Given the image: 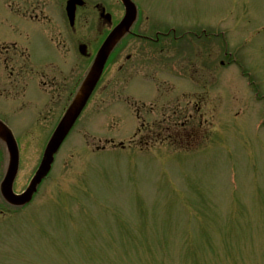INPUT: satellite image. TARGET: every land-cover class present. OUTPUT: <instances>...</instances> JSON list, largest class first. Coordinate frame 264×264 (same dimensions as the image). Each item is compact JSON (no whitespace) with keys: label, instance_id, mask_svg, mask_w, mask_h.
<instances>
[{"label":"rangeland","instance_id":"obj_1","mask_svg":"<svg viewBox=\"0 0 264 264\" xmlns=\"http://www.w3.org/2000/svg\"><path fill=\"white\" fill-rule=\"evenodd\" d=\"M59 1L11 7L34 12L40 8L31 6H42L51 22L40 23L0 0V40L25 48L37 73L49 64L70 68L79 61L81 78L85 60H78L76 43L67 55L56 37ZM134 1L151 23L187 24L188 44L165 46L164 54L146 56L139 66L133 65L141 45L133 42L122 52L35 204L1 220L0 264H264V0ZM100 2L121 17L117 0ZM109 79L116 83L106 87ZM28 85L29 103L10 106L3 118L22 152L21 186L40 163L71 89L59 81L43 90L36 75ZM184 92L206 99L193 97L187 110L188 100L181 99L180 116H173L179 105L168 97ZM164 104L173 105L175 123L190 118L191 146L182 132L175 146L152 133L135 138L136 110L155 105L158 110L143 113L142 120L161 121ZM0 108L7 110L2 103ZM142 141L150 149L141 150ZM5 160L0 145V178Z\"/></svg>","mask_w":264,"mask_h":264},{"label":"flooded vegetation","instance_id":"obj_2","mask_svg":"<svg viewBox=\"0 0 264 264\" xmlns=\"http://www.w3.org/2000/svg\"><path fill=\"white\" fill-rule=\"evenodd\" d=\"M10 1V8L15 6H18L22 4V6H26V4H30L33 2V0H9ZM68 0H60L59 6L60 11H62V24L59 27V31L57 32V40L58 43H60V47L64 48L66 50L67 55L73 54V50L75 52V43H76V55L78 60L82 58L85 63V67L93 61L94 58V51L95 47L101 45L103 38L107 37V35L112 31L113 26L112 22H109L105 19V15L107 12V7L102 2H98L97 0H84L85 5L84 7H80L77 9L76 13V22H74V25L71 24L69 17L66 13V5ZM41 2V1H40ZM31 7H37L40 9L34 10V12H29L28 10L23 11L21 9H13L11 8V11L13 13L24 15L25 17L28 15L30 20L33 22H40V23H50L51 15L48 13L45 14L46 11H42V6L36 5ZM56 7V6H55ZM45 14V15H44ZM123 17V16H122ZM93 23H92V22ZM94 24V25H93ZM139 30V31H138ZM137 32L133 33L134 37L136 38L137 44L139 46L141 45L140 52L137 51V57H135L136 62L133 66L137 65H145L146 63H142L143 59L147 56L150 58L156 57V55L161 52V54L165 53L166 48H164L167 44V40L170 38H176V29H171L167 33L162 32L158 26L156 25H144V27L139 26V29ZM187 32H184V35H186ZM89 35L91 36V39L89 40ZM104 38V39H105ZM163 44V47L160 46ZM81 46L86 47V57H81L79 54V48ZM127 48V47H125ZM162 48V49H161ZM125 49H122L121 53L118 55L116 54L114 56L111 55L109 59V64L107 65L103 78L99 84V87H101L105 83V76L110 71V68L114 66V63L117 61V59L121 56L122 52H124ZM133 60V57H128L126 59V62L122 64L118 68V71L121 72L130 64V62ZM140 61V62H139ZM111 63V64H110ZM79 61L77 64L72 65L70 68L67 67H61L54 64H49L47 66V69H44L40 73L35 72V70L32 68L30 63V55L28 51L25 48L20 47L16 43H3L0 40V103L2 105L7 106V110L4 108H0V120L4 123H6L3 118L6 113H10V106H15L17 108H23L27 103H29L27 91H28V83L30 78L33 75H36L38 77L40 86L45 90L47 88H53L57 85H59V81L62 82V84H65L66 87H71L72 89L75 88L79 84L80 81V73H79ZM186 70V68H184ZM154 70V69H153ZM189 74V70L185 71V76ZM138 82V81H135ZM115 79H109L108 83L106 85L110 86L115 84ZM140 83V82H139ZM142 84V83H141ZM67 99L71 96L70 90L67 91ZM72 97V96H71ZM173 105L164 104L161 107L160 115L162 117L161 121H158L157 119L154 121V118L152 120L153 126H149V124H142L140 128V132L143 131H152L154 134H166L168 136L174 135L176 133V129H181L182 132H184L185 139L191 140V134L192 129L187 127L188 121L190 118L183 120L181 122L175 123L173 121V116H180L179 110L182 107H176V114L174 112V115L171 116V107ZM153 107V108H152ZM149 110L146 109L143 111H146V113L151 116L154 112V107L158 110V107L153 105ZM190 107V104H186L185 108ZM44 109H47V102L44 104ZM149 111V112H147ZM136 113L139 115H142V110H136ZM182 114V112L180 111ZM185 114V112H183ZM156 114V113H155ZM140 115V116H141ZM177 117V118H178ZM176 119V118H174ZM154 121V122H153ZM180 121V119H179ZM7 124V123H6ZM152 129V130H151ZM7 170H5V173L3 174L2 180L6 175ZM23 168V163L21 161L19 166V172L16 179V182L14 184V192L16 194H22L26 191L27 184H23L21 186L20 177L25 174ZM1 180V179H0ZM1 184V182H0ZM1 187H0V230L1 225L4 226L5 223L1 224L2 221L9 220L11 218H14L15 216L21 215L23 212L20 211L19 208L10 206L5 201H3L1 197ZM2 206H5L6 209H11L10 212H6ZM2 232H5L2 231ZM1 233V232H0Z\"/></svg>","mask_w":264,"mask_h":264},{"label":"water","instance_id":"obj_3","mask_svg":"<svg viewBox=\"0 0 264 264\" xmlns=\"http://www.w3.org/2000/svg\"><path fill=\"white\" fill-rule=\"evenodd\" d=\"M122 3L126 7V16L124 20L120 23L118 27L114 29L111 35L107 38L104 45L100 49L97 58L85 80L82 88L80 89L77 97L75 98L73 104L71 105L70 109L67 111L66 115L62 119L61 123L59 124L57 130L55 131L52 139L49 142L47 150L45 152V156L42 162V165L33 179L30 188L20 197H13L11 193V187L15 180L17 165L19 161L18 156V149L13 138L12 133L6 128L3 127L0 131V137L6 141L10 154H11V161L12 166L14 167L15 171H12L6 181L3 184V192L6 197V200L9 203L18 206H24L29 203L32 199L33 194L36 192L38 185L43 181L44 178L47 177L51 170V166L54 162V157L60 150L61 146L65 142L66 138L68 137L69 133L73 129L74 125L76 124L77 120L81 116L82 112L86 108L95 88L97 87L102 74L104 72L106 63L109 59L111 52L113 51L116 44L121 40V38L130 31L131 27L135 23L137 19V9L131 3L130 0H121ZM82 1L80 0H73L68 3V12L71 20L73 21L76 13L77 6H82ZM84 54V49L82 50Z\"/></svg>","mask_w":264,"mask_h":264}]
</instances>
